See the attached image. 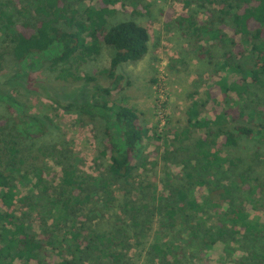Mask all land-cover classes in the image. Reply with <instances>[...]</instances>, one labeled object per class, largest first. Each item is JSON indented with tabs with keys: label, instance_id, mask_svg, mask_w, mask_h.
<instances>
[{
	"label": "trees",
	"instance_id": "16d2710c",
	"mask_svg": "<svg viewBox=\"0 0 264 264\" xmlns=\"http://www.w3.org/2000/svg\"><path fill=\"white\" fill-rule=\"evenodd\" d=\"M84 1L94 2V5L75 7L76 3ZM118 1L5 0L0 3V37L6 45V49H0V72L5 52L8 51L15 62L12 71L0 73V101L13 117L14 131L18 136L30 138L35 151L33 158H24L13 135L5 132L7 121L0 122V264L14 261L22 264L32 261L37 264H87L88 261L127 264L130 259L134 245L131 239L139 237L141 209L130 199V189L124 187L133 180L137 163L143 166L147 163L142 154L146 129L138 109L109 104L107 96L112 89L122 87L124 76L116 71L118 66L142 59L148 52L150 36L148 29L134 18L111 21ZM191 1L201 7H215L218 15L208 24L199 22L191 14L183 15L178 24L186 26L199 38L228 43L220 67L244 75L231 83L218 82L216 87L223 97L234 93L240 100L234 107L224 108L215 119L199 118L205 101L193 100L187 108L188 126L205 129L206 133L205 138L194 142L200 167L185 173L181 182L163 197L165 205L159 210L158 232H164V237L161 240L155 234L146 254L151 264H196L217 242L233 241L235 235H239L246 240L253 239L259 252L252 250L249 257L233 263L264 264V235L258 237L259 224L249 218L245 208L246 201L255 200L254 189L257 187L260 192L264 184L258 186L257 177L249 176L248 172L234 178L229 174V183L212 178L223 167L235 165L238 157L221 153L223 150L232 152L239 138L254 141L264 149V113L242 103L244 95L249 93V83L264 87V0H184L186 4ZM59 23L67 29L59 27ZM214 23L217 24L214 26ZM226 27L232 32L231 36L223 31ZM104 46L114 50L108 66L96 76L88 73L83 77L92 84L90 100L63 103L58 97L61 91L58 85L37 82L39 88L35 91L56 107L76 109L83 116L103 122L104 140L101 147H96V160L105 161V166L101 164L98 173L93 174L69 162L60 166L59 174L54 176L56 172L45 169L43 161L48 155L36 142L48 131L47 119L22 107L11 89L25 87L31 72L40 67L56 72V79L61 82L78 81L82 79L77 73L78 66L96 60ZM247 46L252 54V67L244 71L235 57L243 55ZM199 53L208 61L212 58L201 46ZM101 77L109 79L112 86H100ZM160 137L159 132H155L154 138ZM29 175L36 181L30 192L21 194L17 182H26ZM196 186L205 189L203 199L192 192ZM122 189L123 202L118 204L115 192ZM16 205L26 208L28 214L35 211L46 235L30 231L22 219L28 214L23 212L22 217L18 216ZM117 206L128 214L130 221L117 217L110 223L111 227L98 230L93 221L104 218ZM203 218L213 219L212 224L207 225ZM54 255L55 262L53 257L47 259Z\"/></svg>",
	"mask_w": 264,
	"mask_h": 264
},
{
	"label": "rangeland",
	"instance_id": "374dc122",
	"mask_svg": "<svg viewBox=\"0 0 264 264\" xmlns=\"http://www.w3.org/2000/svg\"><path fill=\"white\" fill-rule=\"evenodd\" d=\"M4 1L0 0V3ZM91 5H94V2L84 1L76 3L75 7L81 9ZM114 8L116 12L111 19L112 22L134 18L148 29L150 36L148 52L142 59L118 66L116 71L124 76L122 87L112 89L107 99L109 104L134 107L143 116L142 122L146 135L142 143V154L146 157L147 163L144 166L137 163L133 180L124 187V189H130V199L137 209H141L138 213V221L141 222L137 227L139 237L131 239L134 245L127 264H151V259L146 254L149 245L155 234L161 240L164 237V232H158L160 228L159 210L165 205L163 197L169 189L171 190L181 182L185 173L195 171L200 167V158L195 154L194 142L199 138H205L206 133L205 129H193L188 126L187 108L193 100L199 103L205 101L199 118L209 116L215 119V116L224 108L234 107L240 100L234 93L223 97L218 92L217 83L221 81L231 83L244 74L241 75L230 69H221L222 55L228 48V43L207 37L199 38L186 26L181 27L178 24V20L183 15L189 14L199 22L208 24L218 15L215 7L209 5L201 7L195 1L186 4L184 0H119ZM227 21L229 22L228 18ZM216 24L214 23V26ZM58 26L67 29L62 23ZM223 31L230 36L232 34L227 27L223 28ZM235 38L239 41V36ZM5 46L0 37V49ZM200 46L210 52L211 62L201 57ZM113 52V48L104 46L96 60L79 65L77 73L82 79L78 81L61 82L56 79V72L40 67L31 72L25 87L17 86L11 89L22 107L47 119L48 131L41 140L38 139L36 142H39L38 145H41L48 155L43 161L46 163L45 169L48 172L51 170L56 172L54 176L59 174L60 166L69 162L79 164L80 170L93 174L98 173L101 164L105 166V161L96 160V147H101L104 140L103 122L99 118L83 116L76 109L65 110L56 107L43 94L35 91L39 88L37 82L58 85L61 89L58 97L63 103L74 102L76 104L90 100L93 94L92 84L85 82L83 77L88 73L96 76L101 69L107 67ZM1 62V74L14 69L15 62L8 51L5 52ZM235 62L244 71L251 68L250 47H246L243 55L235 57ZM98 84L103 87L112 86L111 81L103 77L98 80ZM248 88L249 93L244 95L242 103L248 104L249 107L253 105L264 113V87L249 83ZM98 97L99 95L96 96ZM11 114L14 115V113ZM12 118L5 103L0 101V122L5 124L7 121L5 132L13 135L24 158H33L35 151L30 138L23 137L22 134L17 135L13 129ZM48 119L52 124L48 123L50 122ZM155 132H159L161 136L159 139L154 138ZM221 155L239 159L235 160L234 166L223 167L212 178L221 183H229L230 179L227 178L229 174L234 178L235 175L248 172L249 176L257 177L258 186L264 184V149L262 146L254 141L239 138L238 146L232 152L228 153L227 150H223ZM35 181L36 179L29 175L26 182H17L21 194L30 192ZM48 182L51 184L52 177L48 179ZM256 188L254 189L255 195H253L255 200L246 201L245 208L249 218L258 222L261 229L258 237L262 238L264 235V187L260 192ZM124 189L115 192L118 204L123 202ZM34 192L37 190L34 189ZM192 192L199 199H203L206 193L204 188L198 186L194 187ZM247 197L246 195L245 198ZM40 203L43 204L44 200ZM21 208L19 205L14 208L18 216L22 217L23 212L28 214L26 208ZM127 216L128 214L123 213L117 206L111 209L104 218L95 219L93 224L98 230H104L111 227L117 217L130 221ZM22 219L30 231L42 236L46 235L41 230V222L35 211H30ZM203 220H206L207 225L213 222L210 218H203ZM37 238L44 241L40 237ZM256 244L253 239L246 240L243 236L235 235L233 241L217 242L207 250L202 261L196 264H234L233 261L249 257V252L252 250L259 252ZM51 257L54 262L57 260L55 255L47 259ZM89 262L87 264H92ZM13 264H22V262L14 261ZM30 264L37 263L32 261Z\"/></svg>",
	"mask_w": 264,
	"mask_h": 264
}]
</instances>
